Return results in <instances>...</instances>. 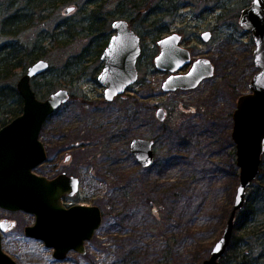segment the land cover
I'll return each mask as SVG.
<instances>
[{
	"label": "rangeland",
	"instance_id": "rangeland-1",
	"mask_svg": "<svg viewBox=\"0 0 264 264\" xmlns=\"http://www.w3.org/2000/svg\"><path fill=\"white\" fill-rule=\"evenodd\" d=\"M133 3L138 7L132 8ZM249 3L78 0L42 10L33 26L15 37L0 32V49L15 43L22 49L37 48V53H45L43 60L51 67L32 81L40 99L59 89L71 93L70 100L43 125L39 137L49 159L35 173L54 176L58 170L54 155H58L57 160L62 158L59 164L65 167L66 156L72 154L67 171L80 178L81 191L65 204L96 205L103 219L86 245V255L70 252L64 261H58L54 249L25 234V228L35 224L33 214L0 208V222L15 223L2 233L6 254L17 264H202L210 258L213 245L222 237L240 183L232 139L233 113L238 98L249 93V83L258 72L253 57L255 43L239 24V16ZM71 7L74 11L66 14ZM99 7L107 18L102 31L107 41L106 36L101 39L97 36L100 34L87 29L91 13ZM5 14L0 10V25ZM120 18L129 20L142 37L139 80L124 97L107 102L104 88L97 81L104 66V47L100 45L108 43L111 24ZM67 24L75 30L70 39H66V32L61 34ZM205 31L212 34L210 41L202 40ZM171 32L183 36L181 45L190 50L192 62L207 57L216 66L213 77L195 89H162L169 74L156 68L154 59L160 52L158 42ZM55 38H60L62 45ZM190 67L187 65L182 73ZM24 72L20 69L14 77L0 80V92L16 88ZM48 82L58 83L51 92ZM3 99L0 128L14 118L8 110L17 107L19 97ZM159 108L166 110L163 121L157 118ZM136 137L156 142L153 167L144 169L132 154L131 142ZM258 187L254 183L248 189L250 202L258 205L256 209L262 207L257 199ZM244 226L247 229L238 232L245 240L240 241L241 250L246 249L248 241L255 244V253H264L260 244L264 239L248 236L257 231L264 238V214Z\"/></svg>",
	"mask_w": 264,
	"mask_h": 264
},
{
	"label": "water",
	"instance_id": "water-1",
	"mask_svg": "<svg viewBox=\"0 0 264 264\" xmlns=\"http://www.w3.org/2000/svg\"><path fill=\"white\" fill-rule=\"evenodd\" d=\"M75 8H67L70 14ZM239 18L244 32H249L255 43L254 63L258 69L249 83V93L240 95L233 113L232 139L236 143L237 166L240 170L239 186L233 209L222 237L213 245L210 258L202 264H221L234 235L235 222L246 205L248 189L261 172L264 155V0H253ZM114 34L101 54L104 61L97 81L104 87L105 98L110 101L121 95L138 81L137 64L142 51L141 37L129 22L117 19L112 24ZM212 34L203 32L202 40L210 41ZM182 35L174 32L158 42L160 53L155 66L171 73L163 83L166 92L195 89L207 78L213 77L216 66L204 57L194 60L188 48L181 45ZM188 72L181 73L186 66ZM47 60H38L29 66L16 83L23 99V112L0 129V208L11 212H25L35 216V224L25 228L29 238L43 241L54 249V257L64 261L70 252L86 254V242L93 239L102 224V211L94 205L66 207L62 198L74 195L79 180L64 173L54 178L37 175L35 169L47 161V150L40 140V133L47 119L70 99L68 89H59L46 99H40L31 81L50 69ZM165 110L158 112L164 120ZM153 142L134 139L132 152L144 166L153 163ZM0 264H17L6 254L2 233L12 224L0 223Z\"/></svg>",
	"mask_w": 264,
	"mask_h": 264
},
{
	"label": "trees",
	"instance_id": "trees-1",
	"mask_svg": "<svg viewBox=\"0 0 264 264\" xmlns=\"http://www.w3.org/2000/svg\"><path fill=\"white\" fill-rule=\"evenodd\" d=\"M74 2H78V0H0V10L5 11L6 13L5 17H3L1 20L0 32L10 37H15L19 35L22 30L33 26L37 19L36 16L41 14L42 10L51 8L53 9L60 5L68 3L71 4ZM137 7L138 5L136 3L132 4V8L135 9ZM11 10H15V12H12L10 14ZM106 22L107 18L103 16V12H101V8L99 7L91 13V16L88 19L89 24L87 29L96 32L94 34H100L97 36L101 39L103 38V36H106L105 41H107V35H102L104 34L102 33V31L106 29ZM64 28L65 29H63L64 31L61 34H65L66 32V39H70L74 36L75 30L73 29V26L67 24L64 26ZM55 41L59 42L60 45H62L63 43L61 42L60 38H55ZM103 43L105 46L102 44L100 46H103L105 48L108 43ZM36 49L37 48H34V50H28L24 48L22 49L15 43L5 44L4 46H2V48L0 49V80L12 78L15 75V71L20 69L24 71L29 66L33 65L34 62L43 59L45 53H37L35 51ZM101 52H103V50ZM77 62L81 63V61ZM48 83V91L51 92L52 88L55 87L56 84L60 83V80L56 84L54 82ZM35 84L39 85L38 82H35ZM6 90V88L1 89L0 104L2 103V101H4V97H7V99L19 97V100L16 104L17 107L15 109L8 110V113L13 114L14 118L12 120H14L16 116L22 114L23 112V99L18 94V91L15 87L11 88L10 92H6ZM8 123L9 122L5 121L1 128ZM262 159L264 162V157ZM260 169V179H256L253 184L257 183V185H259V187L256 189L257 191H259V193L257 194V199L261 202L262 207L256 209V206L258 205H253V203L250 202L249 196L247 195V203L244 206L243 210L240 211L239 215L237 216L235 222L236 225L233 233L234 237L231 243L229 244L230 246L228 250L224 254V258L221 260V264H264V253H255V244H249L248 241H246V243L244 244L246 246V249L241 250L242 243L240 241L243 239V237L238 233L244 229H247L245 228L244 223H249L255 216L264 214V167H262L261 165ZM255 235H258L257 237L259 239H264L260 236V233L257 231L252 232L248 236L255 237ZM260 244L264 245L262 241Z\"/></svg>",
	"mask_w": 264,
	"mask_h": 264
},
{
	"label": "flooded vegetation",
	"instance_id": "flooded-vegetation-1",
	"mask_svg": "<svg viewBox=\"0 0 264 264\" xmlns=\"http://www.w3.org/2000/svg\"><path fill=\"white\" fill-rule=\"evenodd\" d=\"M250 1V3L248 4V5H246L245 6V8L246 7H248L251 3H252V1L253 0H249ZM244 8V9H245ZM243 9V10H244ZM243 12V11H242ZM241 12V13H242ZM118 14L120 15V16H123V13L122 12H118ZM240 16H241V14H240ZM240 16H239V18H240ZM120 19H124V18H120ZM124 20H126V19H124ZM108 21H109V17H108ZM117 21V20H116ZM127 22H129V24H130V26H131V23H130V21L129 20H126ZM115 22V21H114ZM114 22H112V24L114 23ZM112 24H111V27H112ZM132 27V26H131ZM133 28V27H132ZM134 29V28H133ZM89 30V29H88ZM112 30H113V27H112ZM91 31V30H90ZM136 32V31H135ZM91 33H96V32H94V31H91ZM137 33V32H136ZM172 33V32H171ZM114 34V30L112 31V34H111V36ZM138 34V33H137ZM94 35H97V34H94ZM110 36V37H111ZM139 37H141L140 35H138ZM109 37V38H110ZM182 38H183V36H182ZM141 42H142V37H141ZM107 46V45H106ZM141 47H142V44H141ZM142 53H143V47H142V51H141V54H140V57L142 56ZM139 57V58H140ZM155 58H156V56H155ZM141 60V58L139 59V61ZM139 61H138V64H139ZM154 61H155V59H154ZM138 64H137V69H138ZM138 71H139V69H138ZM163 71V70H162ZM165 72V71H164ZM167 74H169V76L171 75L170 73H168V72H166ZM97 79H98V77H97ZM139 80V79H138ZM99 82V81H98ZM138 82V81H137ZM136 82V83H137ZM135 83V84H136ZM164 83V82H163ZM134 85V84H133ZM133 85H131V86H133ZM163 87V86H162ZM131 87H129V88H127L126 90H125V92L124 93H122L121 95H118L117 97H115V99L117 100V99H119V98H121V97H124V94H128L129 92H131L132 90V88L130 89ZM70 98H71V95H70ZM129 98H130V96H129ZM132 99L133 100H136V98L134 97H132ZM70 100V99H69ZM68 100V101H69ZM63 105H65V104H63ZM62 105V106H63ZM61 106V107H62ZM60 109V108H59ZM58 109V110H59ZM160 109L161 110H163V108H159L158 109V111H157V118H158V112L160 111ZM165 112H166V110H165ZM56 113V112H55ZM54 113V114H55ZM159 119V118H158ZM160 120V119H159ZM160 121H163V120H160ZM134 139H143V138H139V137H136V138H133V140H132V144H131V152H132V145H133V141H134ZM144 139H146V140H149V141H151V142H153V146H152V150H153V153H154V159H153V163H152V165H150V166H144L143 164H141L140 163V161L138 160V158H137V156H136V154H135V156H136V158H137V161H138V163L144 168V169H146V168H150V167H153L154 165H155V159H156V153H155V144H156V142H154L153 140H150V139H147V138H144ZM143 139V140H144ZM71 146H73L72 144H71ZM132 154H133V152H132ZM58 157V155H54V158H55V161H54V164L56 165L57 164V166H56V168H58V170H56L57 172H56V174H54V176H51L50 178H54V177H57V176H59V175H61L62 173H64L66 176H68V177H73V178H77L78 180H79V186H78V189H79V191L76 193V194H74V195H72V196H70V195H65L63 198H62V200H63V203H64V205L66 206V207H72L73 205H86V204H73V205H71V206H68V205H66L65 204V201H66V199H68V198H72V197H75V196H77L79 193H80V191H81V180H80V178H78L77 176H75V175H73L72 173H70V172H68L67 171V167H68V165L71 163V161L73 160V156H72V154H70V155H68V156H66L67 158L65 159V164L66 165H64L65 167H60V164H59V161L60 160H62V158L60 157L59 158V160H57L56 158ZM47 158H48V153H47ZM49 159V158H48ZM48 159H47V161H48ZM46 161V162H47ZM42 165V164H41ZM48 179H50L49 177H47ZM89 206H91V205H89ZM9 223H11L12 224V226L14 225L15 226V223L14 222H12V221H8ZM1 223V222H0ZM1 225V224H0ZM10 229V228H9ZM95 237V236H94ZM93 237V238H94ZM91 241V240H90ZM90 241H88V242H90ZM88 242H86V245H87V243ZM86 251H87V248H86ZM76 252V251H75ZM79 253V252H78ZM87 253V252H86ZM70 254V253H69ZM68 254V255H69ZM79 254H81V253H79ZM67 255V256H68ZM82 256H84V255H86V254H81ZM67 258V257H66ZM65 258V259H66Z\"/></svg>",
	"mask_w": 264,
	"mask_h": 264
}]
</instances>
